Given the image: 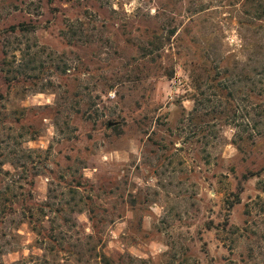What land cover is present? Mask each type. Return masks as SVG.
<instances>
[{
    "label": "rangeland",
    "instance_id": "374dc122",
    "mask_svg": "<svg viewBox=\"0 0 264 264\" xmlns=\"http://www.w3.org/2000/svg\"><path fill=\"white\" fill-rule=\"evenodd\" d=\"M263 12L0 0V264H264Z\"/></svg>",
    "mask_w": 264,
    "mask_h": 264
},
{
    "label": "trees",
    "instance_id": "16d2710c",
    "mask_svg": "<svg viewBox=\"0 0 264 264\" xmlns=\"http://www.w3.org/2000/svg\"><path fill=\"white\" fill-rule=\"evenodd\" d=\"M260 17H264V12H263V15L261 14ZM81 23V21H69V25H68V29L70 30V35L72 34V36H75L77 35V32L80 30L82 31V29H80L78 27V24ZM37 26H35L33 23H29V22H19L18 24H13L11 26H9L7 29H6V35L7 37L8 36H15V35H23V34H30V33H33L36 31V28ZM177 32L178 30L174 29L172 30L171 32H169V36H167L166 38V41H171V38L172 37H175L177 35ZM156 41L159 40V43L160 44H164L163 40L164 38L161 37V35H156ZM156 44L155 41H151V40H148L147 41V46H154ZM163 44L161 46H159V48L161 49L163 47ZM156 48H158V46H155ZM147 49V48H145ZM207 57H209L207 55ZM7 61L4 60L2 61V65L4 66H7ZM185 69V72L188 74L191 82L193 83V86L195 87V89L197 91H201L202 88H203V84L206 82V80L209 82L210 85H214V83L217 82V77L215 75V68H209V69H206L205 66H204V71H203V74H207V79L205 81H201V78L203 77V74H201V71L198 64L196 63H193L191 62V64L189 65V67H186L184 68ZM218 73H221L223 74L224 76H227L229 74V71L227 69H225L224 71L220 70V72L218 71ZM174 76V70H172L169 74H167V78L170 80L172 79ZM8 82H9V79H8ZM232 97L231 93H229L227 95V101H229V98ZM0 99H4V94H3V91H2V86L0 85ZM112 128H116L115 127H112ZM110 128V129H112ZM255 175V172H249L248 174H245L243 176L244 180H249L250 178L254 177Z\"/></svg>",
    "mask_w": 264,
    "mask_h": 264
},
{
    "label": "water",
    "instance_id": "95a60500",
    "mask_svg": "<svg viewBox=\"0 0 264 264\" xmlns=\"http://www.w3.org/2000/svg\"><path fill=\"white\" fill-rule=\"evenodd\" d=\"M110 126H112V124H110Z\"/></svg>",
    "mask_w": 264,
    "mask_h": 264
}]
</instances>
